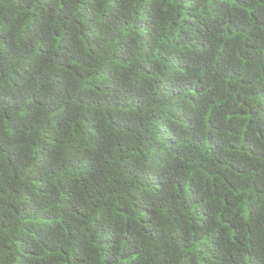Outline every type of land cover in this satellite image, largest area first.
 Segmentation results:
<instances>
[{"label":"trees","instance_id":"trees-1","mask_svg":"<svg viewBox=\"0 0 264 264\" xmlns=\"http://www.w3.org/2000/svg\"><path fill=\"white\" fill-rule=\"evenodd\" d=\"M0 264H264V0H0Z\"/></svg>","mask_w":264,"mask_h":264}]
</instances>
